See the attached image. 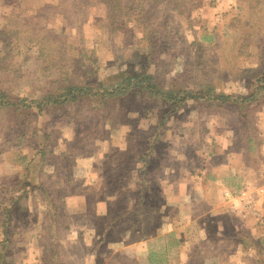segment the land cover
<instances>
[{
  "label": "rangeland",
  "instance_id": "374dc122",
  "mask_svg": "<svg viewBox=\"0 0 264 264\" xmlns=\"http://www.w3.org/2000/svg\"><path fill=\"white\" fill-rule=\"evenodd\" d=\"M40 2L28 0L21 8L33 14ZM169 2L159 4L169 12L163 21L168 28H158L164 13L150 19L158 32L151 47L129 28L110 35L104 9L94 1L75 17L68 0H51L46 23L70 36L77 31L65 17L80 28L85 46L96 52L101 79L129 70L149 71L162 85L189 91L212 82L230 102H191L164 118L166 104L132 94L105 105L84 99L52 118L18 108L1 114L0 225L7 205L14 210L12 264H264V197L256 200L263 217L245 218L239 203L212 210L211 201L198 199L207 186L192 184L202 167L213 166L219 136L248 131V104L241 99L248 97V66L259 57L233 59L236 42L248 31L232 27L240 11L248 13V0H197L190 21L174 19ZM0 11L7 12L4 5ZM135 44L134 54L139 49L144 56L130 63L134 55L125 48L132 51ZM241 50L248 53V46ZM23 60L26 70L41 65L36 58ZM71 68L78 83L83 60L71 59ZM16 91L13 100L27 95L25 84ZM263 183L264 176L250 185ZM19 184L27 185L19 191ZM43 189L55 203L45 200ZM178 229L180 242L170 247L173 238L164 236ZM213 244L216 250L208 251Z\"/></svg>",
  "mask_w": 264,
  "mask_h": 264
},
{
  "label": "trees",
  "instance_id": "16d2710c",
  "mask_svg": "<svg viewBox=\"0 0 264 264\" xmlns=\"http://www.w3.org/2000/svg\"><path fill=\"white\" fill-rule=\"evenodd\" d=\"M26 1L28 0H0V6L4 5L7 10L4 13L0 11V115L11 113L12 108H18L33 110L39 117L52 118L58 112L65 113L84 99L105 105L132 94H141L151 100L166 104L169 107V112L165 114L164 118L169 114H176L191 102H216L218 104L230 102L227 96L218 92L212 82H201L195 90L189 91L187 88H180L173 84L166 87L149 71L133 73L129 70L120 71L107 79H101L96 71V52L85 46L80 28L76 29L70 23L71 19L65 17V21H68L67 27L75 29L77 33L74 34L75 37L64 32L57 34L53 29L48 28L46 23L48 17L46 10H51V0H41L40 7L33 14L21 8L24 7L23 3ZM68 1L75 17L82 5L88 6L89 2H96L104 9V18L106 19L104 27L110 35L118 34L129 28L135 33L138 32V37L141 41L143 40L139 43L147 44L148 47L153 44V35H158L157 27L150 24L153 13L162 12L165 15L158 23L159 31L162 32V29L168 28V23L164 24L163 21L169 12L168 10L165 12L159 10L162 0ZM169 5L175 13L174 19L190 21L189 13L196 10L197 0H170ZM92 10H94L93 7ZM42 13L45 15H41ZM35 19H37L36 22H33ZM232 21V27H241L248 31L246 38L236 42L238 43V54L233 59L237 61L239 56L247 55L248 58L259 57V63L256 66H248V73H252L248 74V81L255 79L258 93L264 94V0H248V13L244 15L240 11ZM176 26L177 23L174 27ZM29 46L34 49L33 55L27 54V51L30 50ZM247 46L248 53L241 50ZM138 47L135 44L132 51L128 47L125 48L128 55H134V60H131L130 63L134 61L139 63L144 56L139 49L134 54ZM24 49L25 51H23ZM22 57L25 63L36 58L41 65L36 70L23 69ZM74 58L82 59L85 64V74L81 76L78 83L74 81L71 71V59ZM242 72L246 73L247 70H242ZM18 83L25 84L27 95L16 101L12 99V96L17 92ZM254 97L255 95L244 97L241 100L244 104H250ZM262 100L264 101V97ZM246 111L248 112V109ZM252 111L254 112V109ZM248 115L251 114L248 113ZM249 127L253 129L251 124ZM17 138L22 139L24 135L20 134ZM20 154L23 160L27 158L26 154H22V150ZM25 170L28 176L30 168L26 167ZM26 185L19 184L21 187L18 190L21 191L22 186L26 187ZM41 192L49 204L55 203L51 198V191L43 189ZM25 207V204L22 205L21 211ZM3 209L7 215L0 225V264H12L13 262H9L7 259L13 249L12 246H14V240L12 241L10 235V214L14 210L7 205ZM178 236L181 234L173 232L164 237L173 238L169 245L172 247L173 244L176 246L180 242Z\"/></svg>",
  "mask_w": 264,
  "mask_h": 264
},
{
  "label": "crops",
  "instance_id": "0c3cea01",
  "mask_svg": "<svg viewBox=\"0 0 264 264\" xmlns=\"http://www.w3.org/2000/svg\"><path fill=\"white\" fill-rule=\"evenodd\" d=\"M246 83H248L246 86L248 97L255 95L250 101L252 103L248 104V113L251 114L248 115V127L251 124L254 131L238 130L230 132L225 137L219 136L215 145L216 150L213 152V166L202 167V176L192 181V184L207 186V189L202 191V198L198 199L211 201L212 210L215 211L232 206L225 199L227 192H239L245 185H250L259 178L263 179L264 176V101L262 100L264 94L258 93L256 81L250 80ZM234 185L238 186V189L233 187ZM234 211L236 213L235 208ZM216 214L222 216L223 212L219 211ZM216 248L215 245L212 248L207 246L208 251L210 249L215 251Z\"/></svg>",
  "mask_w": 264,
  "mask_h": 264
},
{
  "label": "built area",
  "instance_id": "2783aa9c",
  "mask_svg": "<svg viewBox=\"0 0 264 264\" xmlns=\"http://www.w3.org/2000/svg\"><path fill=\"white\" fill-rule=\"evenodd\" d=\"M264 197V183L262 185H246L239 192H227L225 199L231 203H239V213L245 218H262L257 208L256 200Z\"/></svg>",
  "mask_w": 264,
  "mask_h": 264
}]
</instances>
